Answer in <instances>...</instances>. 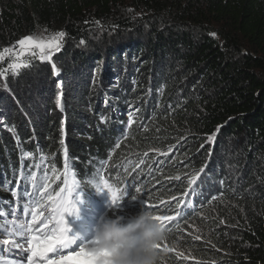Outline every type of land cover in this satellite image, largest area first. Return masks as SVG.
<instances>
[{
  "label": "trees",
  "instance_id": "1",
  "mask_svg": "<svg viewBox=\"0 0 264 264\" xmlns=\"http://www.w3.org/2000/svg\"><path fill=\"white\" fill-rule=\"evenodd\" d=\"M48 28L59 76H0V230L65 188L66 146L71 211L175 216L161 264H264V0H0V46Z\"/></svg>",
  "mask_w": 264,
  "mask_h": 264
},
{
  "label": "snow or ice",
  "instance_id": "2",
  "mask_svg": "<svg viewBox=\"0 0 264 264\" xmlns=\"http://www.w3.org/2000/svg\"><path fill=\"white\" fill-rule=\"evenodd\" d=\"M66 34L64 32H57L47 40L36 39L32 36L24 37L18 41L20 46V52L16 53V59L10 62L7 68L0 69V76H5L9 71L12 75H18L22 68L30 67V62L20 59L26 52L31 53L32 49H37L39 51L38 58L41 62L52 61V55L55 52H59L62 47V41ZM215 35V34H213ZM83 43V41H81ZM13 54V48H4L0 52V61L4 60L5 56ZM52 74L54 76H59V69L56 67L55 63H51ZM58 87L60 82L58 81ZM6 87V85H5ZM63 93L61 92L57 97L56 103L57 106L63 111V105L61 103ZM132 123L129 120V125ZM219 127L217 128V132ZM209 141L215 140V133L208 137ZM63 145V141H61ZM119 145H117L118 147ZM171 150V149H170ZM30 155V154H29ZM65 155V188H62L55 195H48L46 200L47 204H39V206L31 210V222L30 223H20L15 225L13 231L9 232L5 229L4 233L9 237H19L26 240L29 247L25 248L23 243H18L16 239H4L0 241V264H108L109 258L111 257V252L107 249L99 248V241H95L97 245L96 251H92L93 247H80L78 250L72 248V241L68 236V226L65 220V213L70 212L75 204L69 197L72 196L73 187L75 186V181L71 183L67 179V157L68 149L64 147ZM147 155V153H145ZM143 163V161H141ZM55 171V170H54ZM203 171V169H201ZM179 179V177H176ZM197 177L193 176L189 180V184H194ZM47 187V185H46ZM98 187L107 189L110 194L114 204H118L122 195L121 189L114 187L108 182V180H101L98 184ZM137 193L140 191L139 188H136ZM195 194V193H193ZM16 193L13 192V196ZM182 203V202H181ZM180 205L178 204V207ZM148 207H152L148 205ZM40 209H45L48 211L49 215L44 216V212ZM23 214L25 216L29 215V207L25 205L23 208ZM4 215L0 213V216ZM176 215H180L179 212ZM43 217L44 224L43 227L46 231L42 235H37L36 232L39 231L35 228V225ZM152 219L159 222L164 228L170 222L175 221V216L170 215H155L152 214ZM12 223L15 224L14 221ZM49 225H51L49 227ZM199 239V237H197ZM11 245V248H5L4 246ZM157 248H160V244L157 245ZM12 249L19 250L18 259H8L3 253L11 252ZM65 249H72L67 255L64 254ZM165 251H173V249L165 247ZM49 253L54 254L51 259H49ZM178 255H182L178 253Z\"/></svg>",
  "mask_w": 264,
  "mask_h": 264
},
{
  "label": "clouds",
  "instance_id": "3",
  "mask_svg": "<svg viewBox=\"0 0 264 264\" xmlns=\"http://www.w3.org/2000/svg\"><path fill=\"white\" fill-rule=\"evenodd\" d=\"M151 217L146 210L128 223L124 217L100 221L96 227L98 247L111 252L108 264H161L157 245L166 238L165 228Z\"/></svg>",
  "mask_w": 264,
  "mask_h": 264
},
{
  "label": "rangeland",
  "instance_id": "4",
  "mask_svg": "<svg viewBox=\"0 0 264 264\" xmlns=\"http://www.w3.org/2000/svg\"><path fill=\"white\" fill-rule=\"evenodd\" d=\"M61 31L63 32V30H61ZM61 31L58 30L57 28L42 29V30H38V31H36V32H34V33L25 34V35L22 36L20 39H22V38H24V37L32 36L33 38H36V39L47 40L49 37H51V36L54 35L55 33H57V32H61ZM20 39H19V40H20ZM64 39H65V37L63 38V41H64ZM63 41H62V43H63ZM4 48H13V54H9V55L5 56L4 60L1 61V62H2V65H1L0 69H2V68H7L8 64H9L10 62H12L14 59H16L15 54L20 52V46H19L18 43H17V44H14V45H9V46H7V45H1V46H0V52H2V50H3ZM59 52H61V51H59ZM31 53H34L35 55L26 52L23 56L20 57V59H22V60H26V61H29V62H30V67L22 68L21 70H23V71L26 70V71H29V72H33V73L35 74L36 72H34V68H33V66H35V65L38 64V65H40V67L46 68L47 65L50 63V62H48V61L41 62V61L39 60V58H38L39 51H38L37 49H32V50H31ZM55 56H58V52L53 53V55H52V59H53V57H55ZM51 62H52V61H51ZM50 64H51V63H50ZM21 70H20L19 74L22 72ZM41 70H42V69H41ZM19 74L16 75V76L14 77V79H16V78L19 76ZM6 75H7V73H6ZM6 75H5V76H6ZM164 157H165V155L162 156L161 159H164ZM168 158H169V159H167V164H168V162H171V161H172V160H171V157H168ZM187 174H189V173L187 172ZM186 184H187V185H186ZM177 187H180V188L177 190V192H178V194H179V192H180V191L182 192L183 190H185L184 192H186V190H188V188L190 187V184H189V182H187L186 178H181V179H179V181H178V183H177ZM175 193H176V191H175ZM175 196H176V195H175ZM156 215H163V214H156ZM38 223H39V222H38ZM38 223L35 225V228L38 226ZM5 229H7V231L11 232L7 227H3L2 231H0V233H4V232H5ZM4 239H16L18 243H23L24 246H25V248L29 247V245L27 244L26 240L23 239V238H19V237H15V236H13V237H9V236L6 235V234H0V241H2V240H4ZM95 241H97V236H96L95 240H93L92 242L86 244L85 246H87V247H96L97 245L95 244ZM5 248H11V245H6ZM10 253L12 254L13 251H11ZM182 253H183V251L180 252V254H182ZM3 255H4V254H3ZM5 256H6V258L9 259V257H8L7 255H5ZM179 256H180V255H179ZM180 257H181V256H180Z\"/></svg>",
  "mask_w": 264,
  "mask_h": 264
}]
</instances>
